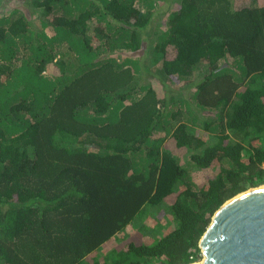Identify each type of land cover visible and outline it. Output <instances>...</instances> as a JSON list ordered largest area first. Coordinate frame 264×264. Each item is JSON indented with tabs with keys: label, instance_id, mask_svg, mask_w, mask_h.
Wrapping results in <instances>:
<instances>
[{
	"label": "trees",
	"instance_id": "16d2710c",
	"mask_svg": "<svg viewBox=\"0 0 264 264\" xmlns=\"http://www.w3.org/2000/svg\"><path fill=\"white\" fill-rule=\"evenodd\" d=\"M238 1L26 0L41 31L0 17V264L199 260L216 210L264 184V0ZM173 81L192 101L162 96ZM195 111L215 113L206 136ZM213 166L205 183L189 170ZM170 195L172 230L108 247Z\"/></svg>",
	"mask_w": 264,
	"mask_h": 264
},
{
	"label": "rangeland",
	"instance_id": "374dc122",
	"mask_svg": "<svg viewBox=\"0 0 264 264\" xmlns=\"http://www.w3.org/2000/svg\"><path fill=\"white\" fill-rule=\"evenodd\" d=\"M253 1L257 2V0H239L238 2L240 4H251ZM24 7L27 8V10H24ZM14 9H18V14H21L22 12H27V14L31 17L34 24L37 26L38 30H42V20H48L49 17L45 13V10L43 8L34 7L32 2L27 3L26 0H5L2 1L0 4V17L5 15L6 17H10L11 19L14 17L13 15H10V12ZM10 15V16H9ZM47 33L50 36H53L54 30L52 27H48L45 29ZM129 52L123 51L119 55V59L122 60L127 55H129ZM152 55L149 53V63H153L152 61ZM152 70L153 72L158 76L155 78H149L147 81H153V84L156 86L158 85L159 77H164L162 64H152ZM201 69L197 72V80H200L203 78L208 72L209 69H204L203 65H201ZM53 67L51 66L44 71L45 74H52L53 73ZM146 72V71H144ZM151 72V73H153ZM157 72V73H156ZM149 73V74H151ZM153 73V74H154ZM147 74V73H146ZM142 85V84H141ZM171 85V86H170ZM169 88H172L173 92H166L164 90L161 91L162 96H168L174 93V97L176 98L175 101H178V98L181 96H184L187 100L192 101L193 94L195 92V86L194 83L185 84L181 81V83H178L177 81L169 82ZM175 91V92H174ZM194 117H197V120L191 125L195 127L196 132L198 135L206 136L204 133V129L202 128V122L204 120H214L216 118L215 113H202L200 111H195L193 113ZM169 147L171 146L173 150L175 149L174 143L169 140ZM175 153L179 155V153L174 150ZM180 161L181 163H185V160L188 157V154H180ZM190 173L193 175V179L199 183H205L207 182L211 177H213L217 171L218 168L216 167H210V168H197V167H190L189 168ZM174 201V196L170 195L167 197V199L159 205H149L145 204L144 207L140 210V212L136 215L134 220L126 230L118 233L115 237L111 239L110 242L107 243L109 245V248H112L116 244H122L127 242H153L157 239L161 238L163 235H165L167 232L172 230L176 225V218L175 215L172 212L171 204ZM204 259V255L201 253V256L199 258V262Z\"/></svg>",
	"mask_w": 264,
	"mask_h": 264
},
{
	"label": "water",
	"instance_id": "95a60500",
	"mask_svg": "<svg viewBox=\"0 0 264 264\" xmlns=\"http://www.w3.org/2000/svg\"><path fill=\"white\" fill-rule=\"evenodd\" d=\"M199 246L204 259L189 264H264V184L226 200Z\"/></svg>",
	"mask_w": 264,
	"mask_h": 264
}]
</instances>
